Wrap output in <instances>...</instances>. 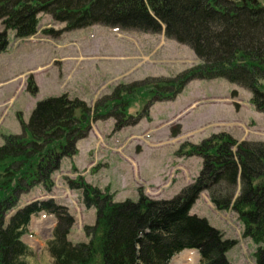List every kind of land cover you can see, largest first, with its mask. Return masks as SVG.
I'll use <instances>...</instances> for the list:
<instances>
[{
    "label": "trees",
    "instance_id": "16d2710c",
    "mask_svg": "<svg viewBox=\"0 0 264 264\" xmlns=\"http://www.w3.org/2000/svg\"><path fill=\"white\" fill-rule=\"evenodd\" d=\"M40 14L65 24V32L94 25L165 32L191 48L201 64L173 79L122 84L93 108L79 99L49 98L27 124L20 120L23 134L8 136L0 147V264H28L32 253L22 237L31 217L41 212L58 220L48 243L54 264H170L186 249L199 251L200 264H231L227 253L237 242L190 215L204 191L217 210L237 214L243 236L258 246L256 264H264V142H239L222 133L200 145L187 143L178 154L200 157L202 169L171 200H151L140 191L137 202L115 203L108 190L68 180L71 189L83 191L86 207L97 210L95 226L85 228L88 243L68 241L75 221L66 208L53 201L20 203L39 186L53 189V175L63 159L78 154L77 144L92 123L112 118L117 131L136 125L147 117L150 103L175 99L191 81L226 79L250 91V103L264 113V0H0V53L6 51L8 31L19 39L36 35ZM44 33L58 35L51 29ZM28 88L37 91L33 79ZM137 97L145 108L133 116ZM179 133L178 128L172 135Z\"/></svg>",
    "mask_w": 264,
    "mask_h": 264
},
{
    "label": "rangeland",
    "instance_id": "374dc122",
    "mask_svg": "<svg viewBox=\"0 0 264 264\" xmlns=\"http://www.w3.org/2000/svg\"><path fill=\"white\" fill-rule=\"evenodd\" d=\"M39 23L40 32L65 27L44 14ZM3 29L0 23V32ZM60 36L45 39L39 34L22 41L13 32L7 34L6 51L0 53V147L8 136L23 134L20 120L27 124L43 100L68 97L93 108L122 84L173 79L201 64L191 48L168 39L164 32L150 34L95 26ZM30 79L38 88L34 93L28 88ZM251 97L245 88L222 78L194 80L176 99L150 103L146 120L139 125L116 131L115 119L92 123L88 139L78 143L79 155L74 162L65 159L63 168L54 176L56 187L51 196L67 205L76 221L69 241L88 242L84 228L94 226L96 220L95 210L85 208L82 192L68 187L66 178H76L71 168L75 167L93 187L109 188L118 203L138 201L140 191L151 200H171L201 170L200 157L178 154L188 148L187 143L200 145L222 133L239 142H264V113L250 103ZM137 98L130 109L134 115L145 108V100ZM178 128L179 135L173 137ZM94 166L96 175L91 174ZM49 195L39 188L24 195L20 203L23 206ZM191 215L206 219L214 228L226 232L227 238L239 241L227 255L231 264H254L257 246L243 238V225L236 215L218 211L206 193L200 196ZM53 221L56 225L53 216L41 214L28 226L22 237L32 252L26 258L28 264H54L48 250L55 229ZM187 252L194 253L193 264L200 263L197 252L184 253ZM180 257L172 264H187Z\"/></svg>",
    "mask_w": 264,
    "mask_h": 264
},
{
    "label": "bare ground",
    "instance_id": "6f19581e",
    "mask_svg": "<svg viewBox=\"0 0 264 264\" xmlns=\"http://www.w3.org/2000/svg\"><path fill=\"white\" fill-rule=\"evenodd\" d=\"M15 38H16V36H15ZM19 39V38H18ZM19 40H21V39H19ZM3 53V52H2ZM29 204V203H28ZM25 205V204H24ZM23 205V206H24ZM29 225H30V223H29ZM196 252V251H195ZM192 254H194V253H191V255H190V252H187V253H182V254H180L179 256H181L180 258H182L183 259V261H184V263H187V264H193V262H194V258H193V255ZM178 256V257H179ZM195 256L196 257H198L199 256V254H198V252L197 253H195Z\"/></svg>",
    "mask_w": 264,
    "mask_h": 264
}]
</instances>
